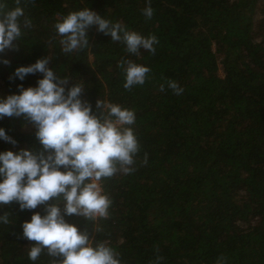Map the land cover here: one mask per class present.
<instances>
[{
	"label": "trees",
	"instance_id": "trees-1",
	"mask_svg": "<svg viewBox=\"0 0 264 264\" xmlns=\"http://www.w3.org/2000/svg\"><path fill=\"white\" fill-rule=\"evenodd\" d=\"M4 3L6 10L17 6ZM19 6L31 27L0 53L9 61L0 63V97L17 93L19 84L35 86L42 74L24 81L12 74L47 56L58 76L69 77L66 87L84 86L82 98L94 109L101 98L135 114L134 171L102 180L109 215L66 220L107 241L122 264H216L220 257L225 264H264V0H20ZM147 6L150 19L142 11ZM83 8L155 35V52L129 53L93 25L88 46L64 53L54 24ZM127 60L150 69L142 85L123 87ZM0 127L18 141H0V150H40L23 117H4ZM33 211L43 214L44 205L0 206L8 221H0V264H51L46 251L28 258L36 242L22 237L21 224Z\"/></svg>",
	"mask_w": 264,
	"mask_h": 264
},
{
	"label": "clouds",
	"instance_id": "clouds-1",
	"mask_svg": "<svg viewBox=\"0 0 264 264\" xmlns=\"http://www.w3.org/2000/svg\"><path fill=\"white\" fill-rule=\"evenodd\" d=\"M16 4L6 10L0 0V53L14 48V41L31 27L20 0ZM142 11L146 18L153 15L151 6ZM93 25L112 41H122L129 53L138 54L142 49L155 52V35L142 36L91 8L69 12L54 24L62 51L70 54L88 46V30ZM49 61L44 56L16 67L12 78L20 81L29 74L42 75L35 86L19 84L17 93L0 97V120L23 117L34 128L40 145L39 151L0 150V206L14 201L21 211H31L44 205L43 214L33 211L21 224L22 237L36 242L28 251L31 261L46 251L53 258L51 264H122L119 253L107 241H96L87 229H79L66 217L96 221L109 215L111 199L102 180L117 172L134 171L131 166L139 151L137 137L129 127L135 122L134 111L101 98L94 109L82 98L84 86L77 82L66 87L69 77L58 76ZM0 63L9 61L0 56ZM123 63V87L142 85L150 69L130 60ZM168 87L176 94L183 91L175 81H168ZM0 141L18 143L4 127H0ZM49 200L52 203H47ZM0 221L7 223V216L0 215ZM216 264H225L224 258H218Z\"/></svg>",
	"mask_w": 264,
	"mask_h": 264
}]
</instances>
